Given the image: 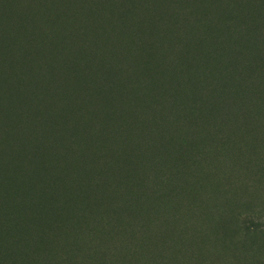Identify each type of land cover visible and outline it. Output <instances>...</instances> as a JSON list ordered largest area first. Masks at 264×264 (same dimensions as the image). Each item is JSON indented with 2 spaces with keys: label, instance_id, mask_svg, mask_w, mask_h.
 <instances>
[{
  "label": "rangeland",
  "instance_id": "obj_1",
  "mask_svg": "<svg viewBox=\"0 0 264 264\" xmlns=\"http://www.w3.org/2000/svg\"><path fill=\"white\" fill-rule=\"evenodd\" d=\"M221 1L0 0V182L128 172L187 264H264V0Z\"/></svg>",
  "mask_w": 264,
  "mask_h": 264
},
{
  "label": "trees",
  "instance_id": "obj_2",
  "mask_svg": "<svg viewBox=\"0 0 264 264\" xmlns=\"http://www.w3.org/2000/svg\"><path fill=\"white\" fill-rule=\"evenodd\" d=\"M249 1L241 4L245 25L256 14ZM230 4H217L222 15ZM224 23L219 19L218 25ZM207 28L205 36L213 30ZM79 161L80 169H66L63 176L39 170L47 175L46 189H31L18 175L0 182V264H187L185 248L171 244L168 224L184 226L183 215H171L165 204L151 205L133 185L137 176L86 169V160Z\"/></svg>",
  "mask_w": 264,
  "mask_h": 264
}]
</instances>
